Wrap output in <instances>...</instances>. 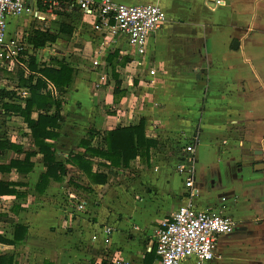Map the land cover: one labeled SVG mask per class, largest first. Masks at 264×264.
Here are the masks:
<instances>
[{
  "label": "crops",
  "instance_id": "obj_1",
  "mask_svg": "<svg viewBox=\"0 0 264 264\" xmlns=\"http://www.w3.org/2000/svg\"><path fill=\"white\" fill-rule=\"evenodd\" d=\"M114 1L153 4L165 12L166 23L147 40L142 56L128 49L121 35L105 42L107 36L95 33L88 17L64 5L53 13L37 7L38 19L23 15L8 21V37H22L37 68H56L40 65L39 54L59 36H84L92 81L90 87L80 76L75 81L73 71L60 94L43 79L49 95L61 101L58 137L47 141L66 169L60 183L50 182L42 194L35 191L45 168L20 116L31 148L2 136L22 151L0 153V164L22 161L27 152L36 155L27 175L0 172V182L16 184L9 187L16 194L0 196V239L19 237L0 242V257H6L0 264H161L155 253L159 223L189 200L197 210L218 212L235 223L232 233L219 237L217 257L207 264H264V0ZM23 25L30 28L18 36L15 29ZM62 25L71 34L60 33L39 49L26 43L32 30L57 33ZM109 56H115L113 64ZM94 59L100 65L93 69ZM128 68L133 75L122 80L120 72ZM11 103L24 107L22 100ZM140 120L144 138L157 142L147 163L137 155L126 169L108 168V161L93 158L92 171L107 176L103 185H90L67 163L69 153L84 152L82 140L105 150V132ZM193 137L196 196L190 199L176 169L190 166L184 147ZM58 197L62 202L55 206L49 198ZM79 201L86 203L82 211L74 208ZM106 227L111 233L104 244ZM17 228L26 231L24 238ZM182 264L197 263L191 258Z\"/></svg>",
  "mask_w": 264,
  "mask_h": 264
},
{
  "label": "built area",
  "instance_id": "obj_2",
  "mask_svg": "<svg viewBox=\"0 0 264 264\" xmlns=\"http://www.w3.org/2000/svg\"><path fill=\"white\" fill-rule=\"evenodd\" d=\"M74 9L91 20V28L95 33L102 34L105 42H111L118 35L126 39L128 49L136 55L145 52L147 40L166 23L165 12L157 5L138 4L125 5L114 0H0V69L18 67L27 71L21 62L20 55L26 50L22 37H8V21L23 15L40 18L39 9L47 13L58 11L61 6ZM28 54L32 55L31 52ZM22 56V55H21ZM26 58V57H24ZM100 65L94 59L91 68ZM154 72L150 71V75ZM104 76L99 80L103 82ZM197 138L193 137L184 151L190 155L187 159L190 166H177V173L184 177V187L188 190V198L196 196L193 189L194 161L193 153ZM74 198V197H72ZM86 203L79 201L75 205L78 211L84 210ZM233 219L218 212L199 211L190 200L177 208L167 219L159 223L156 231L155 253L161 264H182L187 259H195L197 264H207L215 259L217 242L220 236L229 235L234 230ZM106 235L104 244L109 241L111 228L103 229ZM96 235L92 237L96 240ZM119 264V263H116Z\"/></svg>",
  "mask_w": 264,
  "mask_h": 264
},
{
  "label": "trees",
  "instance_id": "obj_3",
  "mask_svg": "<svg viewBox=\"0 0 264 264\" xmlns=\"http://www.w3.org/2000/svg\"><path fill=\"white\" fill-rule=\"evenodd\" d=\"M71 32L72 29L64 25L60 27L57 33L32 30L28 34L26 43L33 46V49H39L47 44L54 43L60 33L71 34ZM21 55L20 60L26 65L28 75L25 76L21 68H14L13 71L17 79L16 85L11 90H0V109L7 116L17 114L22 118L30 132L33 145L37 148L38 153L42 155L45 172L39 175L35 185V191L42 194L50 182L60 183L66 176L64 165L55 160V146L47 142L54 141L58 137L57 130L60 128L62 119L60 115L61 101L49 95L46 81L50 82L54 89L62 94L71 82L73 70L60 61L54 63L56 68L45 66L37 68L35 57L29 55L26 50ZM108 59L113 64V59L116 58L115 56H109ZM125 61L118 64L124 66ZM114 76L116 77V75ZM118 85L119 83L116 84V93L118 92ZM22 90L27 91L28 94L26 95ZM45 91L48 93H45ZM15 100L24 101V107L11 103ZM33 113H36V118H32ZM143 126L144 122L140 120L137 126L116 128L105 132L103 136L105 150L90 147L88 141L82 140L79 147L84 148V152L69 153L67 163L77 168L90 185H103L106 183L107 176L92 171L93 158L97 157L108 161V168L122 167L126 169L130 161L134 160L137 155L146 163L148 162L149 150L156 147L157 142L144 138ZM6 151L21 152L22 149L19 145L0 136V153ZM35 155L36 153L33 151L27 152L22 161L10 160L7 165L0 164V172L9 173L14 169L20 175H27L33 168L31 158ZM12 185L15 186L16 184L0 182V196L16 194L13 189L9 188ZM16 231H20L21 239L24 238L26 231L23 228H17ZM15 240H19L17 235L14 237V241L0 239V242L11 244ZM4 259H6L5 256L0 257V263H3ZM44 264L48 263L45 262Z\"/></svg>",
  "mask_w": 264,
  "mask_h": 264
},
{
  "label": "rangeland",
  "instance_id": "obj_4",
  "mask_svg": "<svg viewBox=\"0 0 264 264\" xmlns=\"http://www.w3.org/2000/svg\"><path fill=\"white\" fill-rule=\"evenodd\" d=\"M57 24V22H56ZM28 25V24H27ZM30 28L29 26L23 25L21 29L18 27L15 29V33L18 36H21V34L26 33V31ZM85 38L84 36H79L77 38H68L67 36H59L57 41L52 44L48 45L47 47L43 48L42 51L39 54V61L40 65L45 64H54L56 61L63 62L67 65H69L74 73H75V81L77 79H82L87 87H90L91 84V77L90 74V58L86 57L84 54V48H85ZM77 53V54H75ZM79 54V55H78ZM55 67V64L53 65ZM13 68L7 69V71L0 72V90L1 89H13L16 85V76L15 72L13 71ZM123 70V69H122ZM133 70L131 68L121 71L120 76H122V80H126L125 76H131ZM129 79V78H128ZM0 135L1 136H9L11 139L13 138L17 142L20 141L24 144V147L29 149L32 146V142L27 138L26 136V127L25 124L21 122V118L17 115H9L3 113V111L0 109ZM181 144V143H180ZM134 170H131L130 172L132 174H136L133 172ZM124 172L119 173L118 175H121L122 178H124L125 173ZM34 177V176H33ZM32 178H29L27 181L28 185H30L33 180ZM112 181V180H111ZM114 182V181H113ZM112 182V183H113ZM119 183V182H116ZM32 187V186H31ZM28 189L31 190L30 187ZM61 198H63V195H59ZM51 203L55 206H58L61 199H55L52 198ZM65 205V204H64ZM68 207V205H65V209Z\"/></svg>",
  "mask_w": 264,
  "mask_h": 264
}]
</instances>
